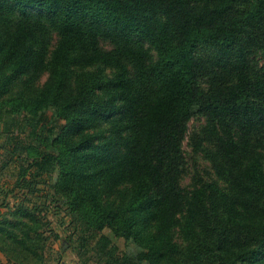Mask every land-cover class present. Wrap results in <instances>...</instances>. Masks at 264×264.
Masks as SVG:
<instances>
[{"label":"trees","instance_id":"obj_1","mask_svg":"<svg viewBox=\"0 0 264 264\" xmlns=\"http://www.w3.org/2000/svg\"><path fill=\"white\" fill-rule=\"evenodd\" d=\"M258 53L264 0H0V176L19 168L0 199V264H47L48 231L85 263L264 264ZM200 114L234 193L194 190L183 222Z\"/></svg>","mask_w":264,"mask_h":264},{"label":"rangeland","instance_id":"obj_2","mask_svg":"<svg viewBox=\"0 0 264 264\" xmlns=\"http://www.w3.org/2000/svg\"><path fill=\"white\" fill-rule=\"evenodd\" d=\"M56 40V35H54L51 47H54ZM102 46L105 49L111 47L107 42H103ZM254 58L256 60L255 62H258L260 66H264L263 53H258ZM45 78L46 75L43 74L39 83L44 82ZM215 132L212 127L210 128L207 116L203 114L195 115L189 122L188 132L183 142L185 158L181 176V188L185 195V203L182 212L178 216L183 222L186 216V201L194 190L204 188L207 184H216L222 189L234 193V188L228 177L229 169L227 162L216 144ZM250 152L251 156H259L264 165V139L262 134L256 135L253 138ZM2 153L3 149L0 147V159H2ZM18 175L19 168L14 166L0 176V199L8 193L10 183L15 181ZM106 190L110 191L108 188ZM9 201H12L10 205L13 207L16 199H13L11 196ZM0 211L3 213L7 211V208L0 207ZM61 217H65L66 224L69 223L70 217L66 212H63L59 218ZM50 219H56L54 218V214ZM52 229L57 232L59 228L56 225H52ZM177 230L179 237L182 228L178 227ZM47 237L48 240L45 241V250H41V254L44 255L47 264H97L93 259L85 263L82 258H78L77 251H75V243H72V240L67 243L65 236L56 239L48 231L44 235V238ZM110 237L121 249L132 253L138 251V248L132 243H127L124 239L115 237L112 233H110ZM178 240L183 243V238L179 237ZM0 257L5 259V254L1 250Z\"/></svg>","mask_w":264,"mask_h":264}]
</instances>
